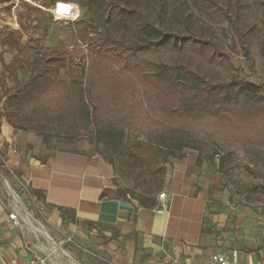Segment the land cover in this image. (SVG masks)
I'll return each mask as SVG.
<instances>
[{
    "label": "rangeland",
    "instance_id": "374dc122",
    "mask_svg": "<svg viewBox=\"0 0 264 264\" xmlns=\"http://www.w3.org/2000/svg\"><path fill=\"white\" fill-rule=\"evenodd\" d=\"M188 1L190 8L183 6L192 31L211 40V49L160 48L133 55L105 40L106 33L124 34L126 41L138 37L134 29L120 31L113 18L99 19L78 9L75 20L57 19L51 11L62 1L0 0V59L14 66L19 81L31 79L36 46L55 54L56 61L48 87L17 110L7 107L2 78L5 90L12 84L0 62V115L9 111L10 121L35 134L46 157L56 151L84 152L106 162L111 156V188L131 192V200L138 204L140 197L153 198L162 190L166 175L177 164H192L202 177L218 183L232 227L254 244L264 233V0ZM10 31H19L21 40L8 36ZM231 60L240 62L237 70L230 67ZM161 64L179 72L177 83L158 72ZM189 71L203 77L209 89L243 76L263 88L247 97L241 90L237 97L215 99L206 114H176L179 101L195 93L186 81ZM72 79L88 91L86 130L77 101L66 88ZM6 150H0V201L34 231L37 227L28 218L31 207L25 203L33 191L16 170L6 168L2 160ZM150 152L155 169L164 172L155 173L161 180L158 187L147 188L151 176L142 155ZM22 190L25 195L20 196ZM214 210L219 211L220 204ZM42 239L53 253L47 264H72ZM63 250L80 251L85 264H108L94 252L77 249L74 242L64 244Z\"/></svg>",
    "mask_w": 264,
    "mask_h": 264
},
{
    "label": "crops",
    "instance_id": "0c3cea01",
    "mask_svg": "<svg viewBox=\"0 0 264 264\" xmlns=\"http://www.w3.org/2000/svg\"><path fill=\"white\" fill-rule=\"evenodd\" d=\"M7 140L13 150L6 148ZM0 146L7 149L6 168L16 170L30 191L42 195L30 194L25 201L34 231L21 222L13 226L8 214L17 211L0 201V264L12 259L23 264L36 254L47 264L53 253L42 238L72 264H85L80 251L63 252V245L73 242L108 264H216L212 255L230 250L238 252L240 264L264 262V233L254 244L243 239L224 210L226 197L218 183L202 177L192 164H177L159 192H165L164 200H157L158 193L155 206L145 209L131 199H100L114 176L101 157L68 151L46 157L35 134L16 131L4 119Z\"/></svg>",
    "mask_w": 264,
    "mask_h": 264
},
{
    "label": "trees",
    "instance_id": "16d2710c",
    "mask_svg": "<svg viewBox=\"0 0 264 264\" xmlns=\"http://www.w3.org/2000/svg\"><path fill=\"white\" fill-rule=\"evenodd\" d=\"M62 2H69L75 4L78 9L83 13L91 14L97 18H105L109 20L111 18L119 24V30L124 32L127 28L134 29L138 33V37L125 40L124 34L121 36L115 33L114 35L106 33L104 38L106 41L112 42L128 51L131 54L136 55L141 52H146L151 49L170 48L174 51H181L187 47H194L201 50H209L212 48V41L201 36L196 35L190 26L189 17L184 10L189 7L188 0H57ZM190 8V7H189ZM230 25L234 28L235 23L229 18ZM116 29V28H115ZM114 29V30H115ZM8 36L15 38L16 41L21 40V33L19 31H10ZM38 50L37 59L33 63L32 76L29 81H19L18 74L12 64L6 65L3 60L0 59L3 69L7 71L8 78L12 87L5 90L4 79L2 78V90L6 98L7 107L13 110H17L22 102L28 99L31 95H40L44 89L51 83V69L53 68L55 61V54L47 53L36 46ZM232 68L230 62L228 61ZM158 72L165 74L167 80L177 83L179 81V72L172 69L170 66L163 64L158 65ZM242 73V71H239ZM187 82L195 89V93L190 97H185L179 101L178 107L175 109L176 114H193L198 116L199 114H206L209 112L207 109L217 99L224 101L229 99L231 95L237 97L238 93L243 90L246 93V97L249 96L248 92H257L260 88H263L259 84L251 83L247 77H242L240 81L232 79L228 83H219L213 89H209L210 85L207 81L197 75L196 73L189 71ZM218 88L217 92L221 93V99H218L215 88ZM68 94L74 100H76V108L82 115V122L84 123V129L86 130L90 124V112L88 105L85 102V96L88 94L80 82L75 79L69 80L66 86ZM234 92V93H233ZM214 103V102H213ZM213 110V109H212ZM8 113L0 115V119H7L8 124L12 129L16 131H24V127L17 125L10 121ZM43 137V135H39ZM44 138V137H43ZM46 138V137H45ZM70 152V151H68ZM150 153L142 155L143 161L147 172L151 176L150 186L158 187L161 180L155 177V173H163L164 169H155L152 157ZM152 160V161H151ZM106 162L108 165H113L111 156H107ZM34 196L38 199L42 197L41 192L34 191ZM132 197V193L124 191L119 188L116 190L105 189L101 196V200H129ZM139 205L145 209H152L155 206L154 197L145 198L140 197L138 199ZM64 211L62 210L61 213Z\"/></svg>",
    "mask_w": 264,
    "mask_h": 264
},
{
    "label": "built area",
    "instance_id": "2783aa9c",
    "mask_svg": "<svg viewBox=\"0 0 264 264\" xmlns=\"http://www.w3.org/2000/svg\"><path fill=\"white\" fill-rule=\"evenodd\" d=\"M64 5L68 8L67 12H63L60 10V6ZM51 13L53 16L57 19H65V20H75L78 17V8L75 4L69 3V2H61L56 3L54 8L52 9ZM7 149H12V143L11 141L7 140L5 142ZM0 150L1 146H0ZM5 163V159H2ZM23 187H25L23 185ZM165 192L159 193L157 196L158 201H163L165 198ZM8 219L12 223L13 226H19L20 225V219L16 212L12 211L8 214ZM211 260L213 263L216 264H240L239 261V255L236 250H230L228 252H221L216 253L212 255ZM9 264H18L15 259H12ZM23 264H46V259L44 257H41L39 255H33L28 261L24 262ZM167 264V262H166ZM256 264H264V262H257Z\"/></svg>",
    "mask_w": 264,
    "mask_h": 264
},
{
    "label": "water",
    "instance_id": "95a60500",
    "mask_svg": "<svg viewBox=\"0 0 264 264\" xmlns=\"http://www.w3.org/2000/svg\"><path fill=\"white\" fill-rule=\"evenodd\" d=\"M230 64H231V66H232V68L234 69V70H237L238 68H239V66H240V62L238 61V60H231L230 61ZM29 217V216H28Z\"/></svg>",
    "mask_w": 264,
    "mask_h": 264
},
{
    "label": "clouds",
    "instance_id": "9594fccd",
    "mask_svg": "<svg viewBox=\"0 0 264 264\" xmlns=\"http://www.w3.org/2000/svg\"><path fill=\"white\" fill-rule=\"evenodd\" d=\"M60 10L63 11V12H67L68 11V8L64 5H61L60 6Z\"/></svg>",
    "mask_w": 264,
    "mask_h": 264
},
{
    "label": "bare ground",
    "instance_id": "6f19581e",
    "mask_svg": "<svg viewBox=\"0 0 264 264\" xmlns=\"http://www.w3.org/2000/svg\"><path fill=\"white\" fill-rule=\"evenodd\" d=\"M15 198H16V196H15ZM30 218V217H29Z\"/></svg>",
    "mask_w": 264,
    "mask_h": 264
}]
</instances>
